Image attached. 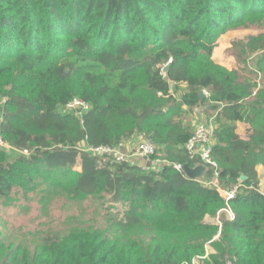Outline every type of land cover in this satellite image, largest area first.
Instances as JSON below:
<instances>
[{
	"label": "trees",
	"instance_id": "trees-1",
	"mask_svg": "<svg viewBox=\"0 0 264 264\" xmlns=\"http://www.w3.org/2000/svg\"><path fill=\"white\" fill-rule=\"evenodd\" d=\"M252 21L264 24V0H0L2 131L30 152L0 149V198L73 179L74 196L100 201L111 224L55 233L43 247L0 255V264H264V87L255 91L239 72L254 71L247 58L264 51V33L237 42L238 69L214 60L217 36ZM258 64L264 74V56ZM173 81L188 85L178 104L219 108L218 179L228 190L238 185L229 201L235 218L222 225L205 218L225 198L174 166L197 162L182 148L191 128L169 107ZM203 89L210 94L201 98ZM75 97L92 106L82 119L60 111ZM239 121L252 127L248 138ZM137 133L169 163L146 171L78 150Z\"/></svg>",
	"mask_w": 264,
	"mask_h": 264
},
{
	"label": "rangeland",
	"instance_id": "rangeland-1",
	"mask_svg": "<svg viewBox=\"0 0 264 264\" xmlns=\"http://www.w3.org/2000/svg\"><path fill=\"white\" fill-rule=\"evenodd\" d=\"M251 23L255 24L251 27H229L217 36L218 48L214 54L216 62L221 61L232 69L239 68L241 47L236 45L237 42L251 35L264 33V24H257V21ZM263 56L264 51L248 56V65L254 68V71L239 70L243 80H250L255 84V91L264 87V74L258 64ZM178 102L180 101L169 104V107L176 108L175 120L189 126L192 131L194 108L186 109ZM203 106L206 121L218 126L219 108L211 103ZM158 153L159 157L166 159L165 152L159 150ZM127 154H131V151H127ZM262 175L264 177V168ZM72 184L73 179L70 183L68 180L53 177L44 187L36 188L26 196L17 193L15 189L8 198H0V255H5L12 249L33 250L35 246L43 247L45 240L58 232L63 234L89 228L105 231L111 225L109 209L100 201L87 196H74ZM217 216L218 214L207 216L205 221L217 224ZM221 218L228 219L226 212L222 211L220 220ZM208 249L213 251L211 246H208ZM200 260L196 259L195 263L200 264Z\"/></svg>",
	"mask_w": 264,
	"mask_h": 264
},
{
	"label": "built area",
	"instance_id": "built-area-1",
	"mask_svg": "<svg viewBox=\"0 0 264 264\" xmlns=\"http://www.w3.org/2000/svg\"><path fill=\"white\" fill-rule=\"evenodd\" d=\"M171 62L172 58H170L165 65L160 67L161 74L166 75L165 67ZM181 83L184 82H171L170 95L175 97L177 100H181V97L184 94L183 93L179 95V93H177L178 86H180ZM202 93L204 94V96H208L210 94L208 89H203ZM91 107L92 106L88 102L84 101L81 98L75 97L71 102L67 103L65 106H61L60 111L64 113L73 112L82 119L84 114L88 112ZM2 122L3 117L2 115H0V149L2 151L7 152L8 154L22 153L30 155V152L28 150L20 151L4 138L2 131ZM215 129L216 126L211 121L198 122L193 128L191 136L182 146V148L184 149V152L190 160H194L197 162L196 166L199 164L205 165V174L207 172H210V178H204V174V176L200 178L201 182L205 185L215 187L225 198V208L219 211L217 216V224L221 225L222 222L220 220V216L222 211L226 212L229 220H233L235 218V212L233 211L229 201L236 194L238 185L235 186L234 190H228L227 188L223 187L219 182V164L213 156V148L216 143ZM131 139L134 140L136 143L135 152L131 154H127V152L125 151L128 140L122 141L114 146L100 145L96 147L90 146L85 141H83L78 146V150L89 152L93 155L107 157L118 163L129 162L131 164H137V161L135 159L146 158L153 160L155 164L159 165L158 168H151L146 165H140L146 171H149L151 169L159 170L163 165L169 163L164 158H153V156L157 154L158 146L152 140L148 139L144 133H137ZM174 166L176 169L182 171V164L175 163ZM262 192L264 194L263 190Z\"/></svg>",
	"mask_w": 264,
	"mask_h": 264
},
{
	"label": "crops",
	"instance_id": "crops-1",
	"mask_svg": "<svg viewBox=\"0 0 264 264\" xmlns=\"http://www.w3.org/2000/svg\"><path fill=\"white\" fill-rule=\"evenodd\" d=\"M226 67H228L229 69H232V67L228 66L227 64L223 63V62H218ZM188 90V85L186 83H181L180 86H178V91L177 93L180 94H183L185 93L186 91ZM184 108H190L188 106H183ZM204 109H205V106H197L195 107L193 110H194V121H193V128L194 126L198 123V122H201V121H206V119L204 118ZM217 127V126H216ZM192 128V130H193ZM237 132L243 136V137H248V135H250L252 133V127L250 126V124H248L247 122H237ZM135 141L130 139L128 140L127 144H126V149L125 151L129 152V150L131 151V153H134L135 152ZM137 162V164L139 165H146V166H149L151 168H158L159 165L158 164H155V162L151 159H146V158H137L135 159ZM262 168H264V166H260L258 171H259V174H260V188L261 190L264 191V177L262 175ZM207 218H205L206 220ZM207 221V220H206Z\"/></svg>",
	"mask_w": 264,
	"mask_h": 264
},
{
	"label": "water",
	"instance_id": "water-1",
	"mask_svg": "<svg viewBox=\"0 0 264 264\" xmlns=\"http://www.w3.org/2000/svg\"><path fill=\"white\" fill-rule=\"evenodd\" d=\"M169 65L165 67L166 70H168ZM200 97L203 98L204 94L200 93ZM206 167L204 164H199L197 166H191L189 163H186L182 166V171L190 178L192 179H199L204 176ZM246 178L245 175L241 176V180H244Z\"/></svg>",
	"mask_w": 264,
	"mask_h": 264
}]
</instances>
